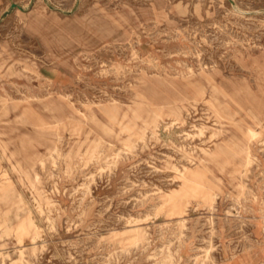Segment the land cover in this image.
<instances>
[{"label": "rangeland", "instance_id": "374dc122", "mask_svg": "<svg viewBox=\"0 0 264 264\" xmlns=\"http://www.w3.org/2000/svg\"><path fill=\"white\" fill-rule=\"evenodd\" d=\"M241 255L264 264V0H0V264Z\"/></svg>", "mask_w": 264, "mask_h": 264}, {"label": "crops", "instance_id": "0c3cea01", "mask_svg": "<svg viewBox=\"0 0 264 264\" xmlns=\"http://www.w3.org/2000/svg\"><path fill=\"white\" fill-rule=\"evenodd\" d=\"M257 257L249 255H241L232 258L228 264H257Z\"/></svg>", "mask_w": 264, "mask_h": 264}, {"label": "bare ground", "instance_id": "6f19581e", "mask_svg": "<svg viewBox=\"0 0 264 264\" xmlns=\"http://www.w3.org/2000/svg\"><path fill=\"white\" fill-rule=\"evenodd\" d=\"M26 77V76H25Z\"/></svg>", "mask_w": 264, "mask_h": 264}]
</instances>
